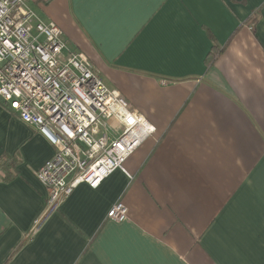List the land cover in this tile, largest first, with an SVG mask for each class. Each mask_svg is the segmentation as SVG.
<instances>
[{
  "label": "crops",
  "instance_id": "0c3cea01",
  "mask_svg": "<svg viewBox=\"0 0 264 264\" xmlns=\"http://www.w3.org/2000/svg\"><path fill=\"white\" fill-rule=\"evenodd\" d=\"M29 2L156 132L27 239L56 147L0 98V264H264V0Z\"/></svg>",
  "mask_w": 264,
  "mask_h": 264
},
{
  "label": "built area",
  "instance_id": "2783aa9c",
  "mask_svg": "<svg viewBox=\"0 0 264 264\" xmlns=\"http://www.w3.org/2000/svg\"><path fill=\"white\" fill-rule=\"evenodd\" d=\"M5 33L16 47L9 50L0 41V82L10 79L32 104L18 110L1 100L56 147L36 171L48 195L28 239L77 185L86 182L97 187L117 169L126 170V160L156 131L148 133L124 122L123 111L134 109L127 99L104 82L84 52L70 48L63 29L43 19L29 0H0V36ZM121 144L123 148L118 147ZM96 180L99 183L93 186ZM128 216L129 208L118 201L107 219L122 222Z\"/></svg>",
  "mask_w": 264,
  "mask_h": 264
},
{
  "label": "snow or ice",
  "instance_id": "6c2138e0",
  "mask_svg": "<svg viewBox=\"0 0 264 264\" xmlns=\"http://www.w3.org/2000/svg\"><path fill=\"white\" fill-rule=\"evenodd\" d=\"M101 2L132 4L137 2V0H101ZM23 18L26 19L27 14H24ZM8 35H9L8 33H5L4 35L0 36V41H3L4 44L8 45L9 50H11L13 47H16V45L14 41L11 43L9 42ZM6 66L7 65H5V67ZM0 71H2V69H0ZM115 96L118 97L119 93H116ZM13 97L15 98L13 99ZM0 98H2L4 101H10L9 106L13 109H18V110L24 107H30L32 104V99L23 94L22 88L13 86L10 79H5L2 82H0ZM106 102L111 103V101H106ZM122 115L124 116V122H126L128 125H139L144 129L145 132L148 133H153L156 131V128L153 127L149 123V121L145 119L144 114L138 112L136 109H125ZM118 147L123 148L124 145L121 144L118 145ZM97 159H99V157H97ZM91 163L95 164L96 161L95 160L91 161ZM97 183H99V180L94 181L93 186H95V184ZM125 211H127V209H125ZM176 244L177 246L182 247V242L179 237L176 238Z\"/></svg>",
  "mask_w": 264,
  "mask_h": 264
},
{
  "label": "trees",
  "instance_id": "16d2710c",
  "mask_svg": "<svg viewBox=\"0 0 264 264\" xmlns=\"http://www.w3.org/2000/svg\"><path fill=\"white\" fill-rule=\"evenodd\" d=\"M2 103H4L5 105H6V107H8L9 108V106L3 101ZM10 109V108H9Z\"/></svg>",
  "mask_w": 264,
  "mask_h": 264
}]
</instances>
